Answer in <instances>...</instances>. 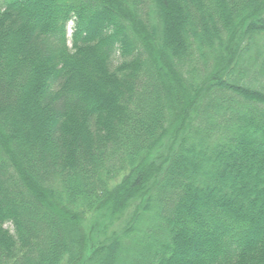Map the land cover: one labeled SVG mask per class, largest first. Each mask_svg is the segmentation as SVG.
I'll list each match as a JSON object with an SVG mask.
<instances>
[{"label":"trees","instance_id":"obj_1","mask_svg":"<svg viewBox=\"0 0 264 264\" xmlns=\"http://www.w3.org/2000/svg\"><path fill=\"white\" fill-rule=\"evenodd\" d=\"M0 264H264V0H0Z\"/></svg>","mask_w":264,"mask_h":264}]
</instances>
